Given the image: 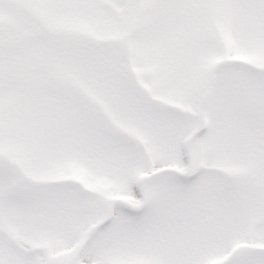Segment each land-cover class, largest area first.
<instances>
[{
	"label": "snow or ice",
	"instance_id": "6c2138e0",
	"mask_svg": "<svg viewBox=\"0 0 264 264\" xmlns=\"http://www.w3.org/2000/svg\"><path fill=\"white\" fill-rule=\"evenodd\" d=\"M0 264H264V0H0Z\"/></svg>",
	"mask_w": 264,
	"mask_h": 264
}]
</instances>
